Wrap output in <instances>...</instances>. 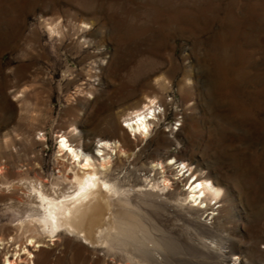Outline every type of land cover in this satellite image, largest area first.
I'll return each instance as SVG.
<instances>
[{
  "label": "rangeland",
  "instance_id": "1",
  "mask_svg": "<svg viewBox=\"0 0 264 264\" xmlns=\"http://www.w3.org/2000/svg\"><path fill=\"white\" fill-rule=\"evenodd\" d=\"M149 97L158 118L135 139L123 127ZM60 134L92 152L100 139L123 142L127 153L112 152L117 170L185 161L192 171L176 179L179 197L198 177L211 178L221 198L191 222L178 215L179 199L142 204L110 248L98 239L108 216L90 234L95 249L67 232L52 237L28 214L32 183L69 191ZM212 211L208 230L199 222ZM209 245L237 262L204 254ZM6 259L264 264V0H0V264Z\"/></svg>",
  "mask_w": 264,
  "mask_h": 264
},
{
  "label": "bare ground",
  "instance_id": "2",
  "mask_svg": "<svg viewBox=\"0 0 264 264\" xmlns=\"http://www.w3.org/2000/svg\"><path fill=\"white\" fill-rule=\"evenodd\" d=\"M155 102V97H149L145 103L129 113L130 117L126 119L127 124L123 127L126 134L129 129L135 139H145L150 134L155 119L158 118V106ZM59 137H61L59 151L72 163L71 165L64 163L72 173L67 177L71 183L69 191L58 195L55 190L57 194L54 195L42 181L32 183L36 200L30 204L31 212L28 214L31 217L30 223H39L43 231L52 237L67 232L95 249L90 234L102 218L108 216L106 221L103 220L106 226H101L100 237H97L99 242L110 248L116 229L121 223H125L127 216L134 215L135 210L142 207V204L160 207L163 202L172 199L189 201L192 204L188 207H183L184 203L180 201L176 206H182L178 215L191 222L195 220L192 214L203 207V203L207 206L208 199L221 198L222 189L211 178L198 177L187 181L186 184H189L186 189L187 195L184 198L179 197L181 192L179 181L176 179L183 181L182 175L185 176L188 171H192V167L185 161L171 157L172 160L169 162L161 159L151 164L140 165L128 162L126 169L122 171L115 168L112 152L127 153L123 142L100 139L99 145L96 146L97 151L92 152L73 144L64 134H60ZM171 166H176L182 173L178 172L176 178H171L167 175V169ZM214 214V211L209 212L207 221L199 223L212 230L208 223ZM29 244L34 245L33 239ZM202 252L211 256L216 254L223 261L237 262L239 258L238 255L231 258L224 252H216L212 245ZM6 260L9 264L17 263L15 259Z\"/></svg>",
  "mask_w": 264,
  "mask_h": 264
}]
</instances>
